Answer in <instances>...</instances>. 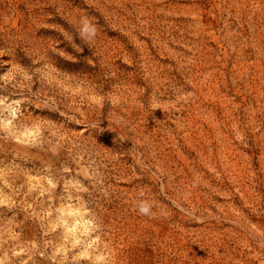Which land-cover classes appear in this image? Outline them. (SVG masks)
Listing matches in <instances>:
<instances>
[{"label": "rangeland", "instance_id": "rangeland-1", "mask_svg": "<svg viewBox=\"0 0 264 264\" xmlns=\"http://www.w3.org/2000/svg\"><path fill=\"white\" fill-rule=\"evenodd\" d=\"M2 98L0 255L53 264L33 211L72 178L109 264H264V0H0ZM49 174L53 203L24 194Z\"/></svg>", "mask_w": 264, "mask_h": 264}, {"label": "clouds", "instance_id": "clouds-1", "mask_svg": "<svg viewBox=\"0 0 264 264\" xmlns=\"http://www.w3.org/2000/svg\"><path fill=\"white\" fill-rule=\"evenodd\" d=\"M80 24V38L86 41L94 39L97 34L96 26L87 17H83ZM6 100L7 98L0 99V106H3L4 111L11 110L12 119H0V127L9 129L12 127L13 119H15V109L12 104H18V102L13 101L12 104H7ZM36 135L38 133L25 128L18 135H15V138L20 142H27L23 138L33 137L34 139ZM45 171L50 173V168H46ZM57 187V182L50 174L40 178L30 177L27 191L24 194L28 195L35 192L40 197L47 196L51 204L53 203V193ZM63 191L67 196V202L54 209L50 207L41 212L33 211V215L42 223L45 236L55 233L57 230L60 232L58 243L54 244L52 240H45L43 243L45 249L52 248L50 259L53 264H66L69 252L75 253L71 257L73 262L87 260L89 264H109L110 257L108 253L98 248L99 236L93 235L98 231L99 225L89 217V211L82 202V196L79 195L86 192L87 189L81 181L69 178L65 180ZM10 201L11 198L0 191V205L10 207ZM151 209L152 205L147 201L141 200L137 204V211L141 215H151ZM18 236L19 233L15 232L14 229L0 230V245L7 243L9 240H16ZM39 248L40 245L33 242L30 248H21L19 251L12 250L11 256L5 251L3 255H0V264H12L13 258L21 255H27V259L23 260L21 264H28V261L33 259L31 253L38 251ZM40 255L43 256L44 253L40 252ZM57 257H59V260H57Z\"/></svg>", "mask_w": 264, "mask_h": 264}]
</instances>
